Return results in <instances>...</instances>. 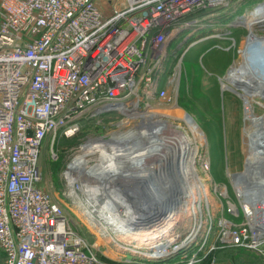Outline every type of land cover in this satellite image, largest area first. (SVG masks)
Segmentation results:
<instances>
[{
    "label": "built area",
    "instance_id": "built-area-1",
    "mask_svg": "<svg viewBox=\"0 0 264 264\" xmlns=\"http://www.w3.org/2000/svg\"><path fill=\"white\" fill-rule=\"evenodd\" d=\"M229 1L109 0L102 5L96 0H0L4 264H200L207 258L214 264V252L226 247L264 253V205L255 204L261 198L255 163L249 176L241 175L243 166L227 173L228 184L216 183L207 150L194 143L182 156L193 166L196 185L178 201L153 183L165 178L167 166L151 173L140 168L158 147L148 137L147 131L159 128L150 116L172 118L158 107L179 106L183 57L204 39L187 41L186 36L213 26L203 18L213 17L210 11ZM203 11L210 13L192 16ZM183 29L188 32L182 37ZM220 34L214 36L222 39ZM106 118L113 127L108 135L83 140L62 172V195L69 201L64 207L80 210L95 236L90 243L72 229L63 205L40 186L39 155L46 137L61 132L70 138L82 119L100 123ZM132 172L148 173L147 181H129ZM122 175L129 176L123 180ZM189 179L185 176V185ZM139 188L170 199L180 216L170 235L152 245L132 244L116 229V219L133 210L122 195ZM102 196H107L103 202ZM103 243L114 257L104 254Z\"/></svg>",
    "mask_w": 264,
    "mask_h": 264
},
{
    "label": "rangeland",
    "instance_id": "rangeland-1",
    "mask_svg": "<svg viewBox=\"0 0 264 264\" xmlns=\"http://www.w3.org/2000/svg\"><path fill=\"white\" fill-rule=\"evenodd\" d=\"M96 1L102 5L110 4L109 0ZM260 1L263 0H230L227 5L210 11L220 12L216 18L209 16L207 20L206 18L202 20L206 24L209 19L213 22L218 19L220 24L214 23V27L218 24L221 30H210V27H204L192 35L186 36L187 41L193 39L195 41L201 37L204 39L199 42L200 44L196 43L190 47L183 57L177 103L183 111L194 118L198 125L195 129L196 133L203 132L207 144L199 138L194 139L188 133L182 120L163 117L172 129H179L183 133L187 131L191 137L189 146L197 143L199 148L201 146L207 150L210 157V176L212 181L216 183L228 184L227 173L241 171L242 167L249 162L254 136L250 124L254 131H257L259 124L264 123V87L261 86L260 89L252 91L254 98H251L250 102H245L240 93H235L225 86L229 85L240 92L245 90L241 83H233L227 78V75L229 70L237 64L242 69L246 67L249 43L246 48L244 41L248 31L245 27V21L253 16H262L260 19L264 18L261 14L252 15L254 7ZM210 12H198L192 16L206 17ZM259 12L261 13V11ZM252 28L256 35H250V42L254 35L257 37L264 36V22L253 24ZM187 32V29L180 31L183 33L182 37ZM217 33H221L220 36L223 38L215 37L214 35ZM229 37H233V40ZM177 43V39L171 42L170 52L176 48ZM217 44L225 47L230 46V48L222 50L215 47ZM254 48L258 49L259 52L263 49L260 46H254ZM163 80L164 78L161 79V81ZM172 107V105H160L158 111L169 112ZM107 120L108 118L103 122L96 123L95 119H82L80 129L74 136L66 138L61 132H57L55 136L46 137L42 142L39 155V166L42 173L40 186L51 195L53 200L58 201L61 206L63 205L72 229L90 243L95 240V236L82 222L84 219L80 210H70L64 207V204L69 201L62 195L65 190L62 172L65 164L83 140L87 137L108 135L113 127L107 125ZM172 129L168 135L173 132ZM182 136L184 137L182 141L188 138L184 134ZM236 220L238 221L240 218ZM109 228L113 229L112 226ZM98 242L101 243L102 241L98 240ZM101 249L107 256L114 257V253L108 245L105 244V249L104 247ZM0 264H4V255L1 250ZM217 264H264V253L240 247H229L220 255Z\"/></svg>",
    "mask_w": 264,
    "mask_h": 264
},
{
    "label": "bare ground",
    "instance_id": "bare-ground-1",
    "mask_svg": "<svg viewBox=\"0 0 264 264\" xmlns=\"http://www.w3.org/2000/svg\"><path fill=\"white\" fill-rule=\"evenodd\" d=\"M257 10V11H256ZM258 11H261V13ZM261 14L264 16V1L260 2L259 5H257L255 12H252V15H258ZM260 17H251L248 18L245 21V26L248 28L250 31V34L247 36L245 39L244 43L245 46L248 44L249 49L247 51V57H248V62L246 64L245 69H242L239 67V65L233 66L229 70V74L227 75V78L232 81L233 83H241V85L245 88L243 92H240L237 89H233L229 85H225L227 89L234 91L235 93H240L241 98L245 102H250L251 98H254V95L251 93L252 91H256L259 87H264V36H253L251 38L250 42V35L254 34L252 31V26L255 21L262 22L264 20L260 19ZM252 25V26H251ZM254 46H260L263 47V49L258 51ZM255 85V86H254ZM260 89V88H259ZM157 111V110H156ZM162 115L169 116L175 119H180L183 121V123L186 125L188 133L192 135L194 139H204V134L202 133H196V128H197V123L194 120V118L189 114L185 113L180 106L176 107L173 106L169 112H160ZM160 117V116H159ZM150 118L153 119L154 122L159 125V128H156L148 132V137L150 139L154 138L157 141L158 147H156L153 151L150 152L148 160L145 159V163L140 165V168L148 170L149 173H151L150 170H155L157 169L158 166H164L166 167V171L163 170V174L165 175V178L163 176V180L160 181H154L153 183L155 186H158L162 193L169 194V196H172L173 199L178 201L177 197L178 195H182L187 197L188 195L190 196L189 192L192 188L195 187L196 185V179L194 178L195 171L193 170V166H187L185 164L186 162L183 159V151L187 150L190 144V138L189 135L186 133H183L179 129H172L171 125L167 123L166 120H162L161 118H156V115H151ZM154 118H156L154 120ZM251 123V121H250ZM178 127V126H177ZM171 129L173 132L168 135V132H171ZM250 129L252 130L254 136H253V145L251 147L250 151V160L247 162L241 171V175L249 176L250 170L254 164L259 169V178L256 180L258 182V192L261 194L260 201L255 202L258 206H263L264 205V123L259 124V128H257V131H254L252 128V125L250 124ZM176 130V131H175ZM199 132V130H198ZM187 136L188 138L182 141L184 137L182 136ZM186 134V135H185ZM197 135V137H196ZM249 138V137H248ZM204 141V140H203ZM257 150H256V149ZM196 149L194 148L193 151ZM188 151V150H187ZM105 154L104 152H102ZM154 157L152 156L153 154ZM138 156V154H135L134 157ZM181 168V169H180ZM116 170V173L119 171L118 168H114ZM187 171H185V170ZM191 169V170H188ZM188 173L190 175H188ZM108 175V174H107ZM240 175V174H237ZM236 175V176H237ZM129 175H122L123 180L125 177H128ZM148 176V173L146 174H136L135 172H132L130 174V179L129 181L132 180H137V181H142L145 182L147 181L145 177ZM185 176L186 178H190L189 182L191 184L186 183L185 185ZM190 176V177H189ZM235 176V175H234ZM233 176V177H234ZM236 178V177H234ZM119 180V179H118ZM188 180H186L187 182ZM133 182V181H132ZM200 186L199 183H197V186ZM103 202L107 198V196H102L100 197ZM176 201V202H177ZM123 213H126V211H123ZM131 213V212H130ZM130 213H126L127 216H132Z\"/></svg>",
    "mask_w": 264,
    "mask_h": 264
},
{
    "label": "water",
    "instance_id": "water-1",
    "mask_svg": "<svg viewBox=\"0 0 264 264\" xmlns=\"http://www.w3.org/2000/svg\"><path fill=\"white\" fill-rule=\"evenodd\" d=\"M133 191L122 195L133 208L132 216L116 219L119 222L116 229L126 236L128 242L136 245H152L168 237L180 222L172 201L147 188Z\"/></svg>",
    "mask_w": 264,
    "mask_h": 264
},
{
    "label": "trees",
    "instance_id": "trees-1",
    "mask_svg": "<svg viewBox=\"0 0 264 264\" xmlns=\"http://www.w3.org/2000/svg\"><path fill=\"white\" fill-rule=\"evenodd\" d=\"M198 44H200V43H198ZM226 248H229V247H226ZM226 248H222V249H219V250H217V251L214 252V257H215V263L214 264H217L218 263V261L220 259V255L223 254V252H224V250ZM200 264H211L210 263V259L207 258V259L203 260Z\"/></svg>",
    "mask_w": 264,
    "mask_h": 264
},
{
    "label": "crops",
    "instance_id": "crops-1",
    "mask_svg": "<svg viewBox=\"0 0 264 264\" xmlns=\"http://www.w3.org/2000/svg\"><path fill=\"white\" fill-rule=\"evenodd\" d=\"M222 12V11H221ZM220 12H213V13H211V14H214V18H216L218 15L217 14H219ZM218 24H220V21L217 19V20H215ZM218 24L216 25V27H214V22H213V26H211L210 27V30H221V27L220 26H218ZM220 27V28H219ZM201 42V41H200ZM2 252V251H1ZM3 253V252H2Z\"/></svg>",
    "mask_w": 264,
    "mask_h": 264
}]
</instances>
